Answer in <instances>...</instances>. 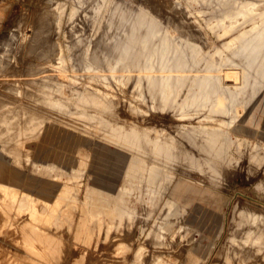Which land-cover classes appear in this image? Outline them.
<instances>
[{
    "label": "rangeland",
    "instance_id": "374dc122",
    "mask_svg": "<svg viewBox=\"0 0 264 264\" xmlns=\"http://www.w3.org/2000/svg\"><path fill=\"white\" fill-rule=\"evenodd\" d=\"M1 4L0 152L52 125L0 183V264H264V0ZM96 140L143 167L112 195L81 164Z\"/></svg>",
    "mask_w": 264,
    "mask_h": 264
},
{
    "label": "crops",
    "instance_id": "0c3cea01",
    "mask_svg": "<svg viewBox=\"0 0 264 264\" xmlns=\"http://www.w3.org/2000/svg\"><path fill=\"white\" fill-rule=\"evenodd\" d=\"M10 5H0V26L4 25V23H6L7 19H8V15L10 13ZM52 125V124H51ZM51 125H47L45 126L42 130L37 131L35 134H32L33 137H31V140L28 141H35L39 138L40 134L47 129L48 127H50ZM28 135L30 136L31 134L28 133ZM28 141L24 142L23 145H15L14 147H12L9 151L7 152H0V183H14L16 185V187L18 188V190L20 189L21 185H23V183L26 181L25 179H11L8 173V168H9V161H13V162H21L22 158H25V161L28 163L29 160L31 159L30 154H31V150L29 147L25 146ZM87 142H89L90 140L86 139ZM96 143L103 147L102 149H96L95 152L93 153V155L91 156L90 153H88L86 156L89 158L86 163L83 161L81 164L83 166V168H86V170L89 172L90 175V180L91 183L88 184H93L95 185V187H97V191L98 193H104L107 195H112L114 193H116L117 191H120V184H118L117 180L118 178H120V176H122L123 181H125L126 179L129 178H133L135 176H137V174H139L143 167L142 166H138L136 165V163L134 161H132L130 159L129 154L127 153V151H124L123 149L117 148L114 150H111L108 145V143H103L99 140H96ZM84 146H88L89 144H83ZM122 153L126 156V164L125 167L123 169V171L121 172V174L118 175L117 173V168H113V161L115 158V155L118 153ZM5 153V155H4ZM104 160H106L107 158H109V167L104 165ZM33 168L35 171L40 172L46 168L48 170V172H52L54 171L53 167L48 168L47 164H41V166H39L36 162L33 163ZM64 170V169H61ZM133 171V176L127 178V174L129 171ZM65 172V171H63ZM59 175V174H58ZM112 176L115 177V179H112ZM59 178V177H58ZM55 186L58 187V182L56 181V183H54ZM100 186H99V185ZM60 189V197L66 199L67 201L70 200H74L76 201L77 199V189L70 187V186H59ZM49 191V189L47 190ZM31 192V193H30ZM22 195H24L25 197H29V198H33V199H41L43 201H46L43 197L41 196H36L33 195L32 190L29 191H23L20 192ZM100 196V195H99ZM102 199H99V201ZM86 201V199L82 200L80 203V209H81V217L79 219V222L76 226L75 229V239L78 241H86L89 242L91 239V229H90V223H92L93 219H92V215L95 216H99L101 215V208L99 205L98 208L96 205H90L87 203H84ZM47 202V201H46ZM58 202V205H61V200H56L55 203ZM74 205V204H73ZM98 209V210H97ZM95 224L97 226V230L98 232L101 231V227L100 224L97 223L95 221Z\"/></svg>",
    "mask_w": 264,
    "mask_h": 264
},
{
    "label": "bare ground",
    "instance_id": "6f19581e",
    "mask_svg": "<svg viewBox=\"0 0 264 264\" xmlns=\"http://www.w3.org/2000/svg\"><path fill=\"white\" fill-rule=\"evenodd\" d=\"M42 23H43V22H42ZM40 25H41V24H40ZM39 27H40V26H39ZM41 46H42V45H41ZM226 75H227V72H226ZM227 76H228V75H227ZM237 77H238V76H237ZM237 77H236V78H237ZM226 78H227V77H226ZM226 78H225V79H226ZM220 79H221V78H220ZM229 79H230V78H229ZM230 80H231V79H230ZM234 82H235V80H234ZM238 85H239V84H238ZM230 88H231V87H230ZM237 90H238V89H237ZM70 101H71V100H70ZM30 112H31V111H30ZM168 129H169V128H168ZM171 133H172V132H171ZM214 137H215V136H214ZM214 137L211 138V140H215ZM174 138H175V137H174ZM215 141H216V140H215ZM215 141H213V142L215 143ZM4 215H5V214H4ZM2 217H3V216H2ZM2 219H3V218H2ZM4 219H5V218H4ZM4 219H3L2 222H4ZM7 221H8V220H7ZM11 221H12V220H11ZM12 222H13V221H12ZM173 222H174V221H173ZM13 226H14V225H13ZM165 226H166V225H164V228H165ZM4 227H5V226H4ZM1 229H2V228H1ZM3 229H4V228H3ZM32 229H33V228H32ZM32 229H31V230H32ZM167 229H168V228H167ZM0 231H1V230H0ZM150 234H151V233H150ZM151 235H152V234H151ZM153 235H154V234H153ZM8 236H9V235H8ZM45 237H46V236H45ZM43 238H44V237H43ZM155 239H156V238H155ZM22 240H23V238H22ZM35 240H36V239H35ZM43 240H44V239H43ZM43 240H42V241H43ZM47 240H48V239H47ZM157 240H158V239H157ZM18 242H19V241H18ZM35 242H36V241H35ZM45 243H46V242H45ZM47 244H48V242H47ZM35 245H36V243H35ZM37 245H38V244H37ZM31 246H32V244H31ZM34 247H35V246H34ZM37 247H38V246H37ZM45 247H46V246H45ZM24 249H25V248H24ZM34 249H36V247H35ZM37 249L39 250V248H37ZM41 250H42V248H41ZM43 250H44V249H43ZM35 255H36V254H35ZM39 258H40V256H39ZM18 259H19V257H18ZM40 260H41V259H40ZM155 261L157 262V260H154V262H155ZM154 262L152 261L153 264H154Z\"/></svg>",
    "mask_w": 264,
    "mask_h": 264
}]
</instances>
